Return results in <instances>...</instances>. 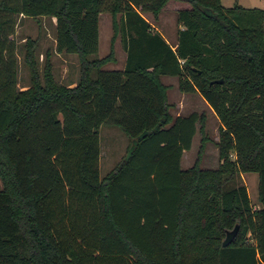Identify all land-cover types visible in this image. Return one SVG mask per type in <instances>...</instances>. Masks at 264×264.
I'll use <instances>...</instances> for the list:
<instances>
[{"label":"trees","instance_id":"1","mask_svg":"<svg viewBox=\"0 0 264 264\" xmlns=\"http://www.w3.org/2000/svg\"><path fill=\"white\" fill-rule=\"evenodd\" d=\"M167 1L0 0V28L11 14L53 17L55 51L78 61L68 86L47 60L40 79L28 50L29 84L19 89L12 47L5 59L0 49V264H264V9L175 0L188 6L174 12L171 48L142 15L155 18ZM100 12L111 35L97 57ZM117 35L123 65L101 68L114 61ZM162 76L217 118L215 168L198 157L180 167L203 114L172 116ZM102 124L128 144L99 178ZM248 171L257 209L234 183Z\"/></svg>","mask_w":264,"mask_h":264},{"label":"rangeland","instance_id":"2","mask_svg":"<svg viewBox=\"0 0 264 264\" xmlns=\"http://www.w3.org/2000/svg\"><path fill=\"white\" fill-rule=\"evenodd\" d=\"M182 2V1H181ZM238 3L245 7H258L264 9V0H220L224 7L231 6L232 3ZM182 4L170 0L162 8L160 14L164 23H167L168 30H173L175 13L172 5ZM187 3H185L186 7ZM149 20V14H144ZM8 15L0 14V18H6ZM13 23L10 26L2 25L0 28V49L2 59H5L7 46L12 47V54L16 70V88L22 89L29 84V68L25 63V56L28 50H31V57L36 66L37 73L41 79L44 61L47 60L53 79L61 84H67L69 81L77 79L78 61L74 53L56 52L54 47V18L50 16H23L10 15ZM4 30L5 32H3ZM8 31L10 33L8 34ZM111 35L110 15L107 12H100L97 24V51L91 56L102 57L109 52V39ZM118 35L113 40V57L120 58L121 48L118 41ZM4 48V50H3ZM101 68L115 69L119 68L117 61L105 63ZM171 76H163L160 80L164 85L169 81L171 88L167 86L166 98L169 106V112L175 116L186 115L192 111L203 114L201 130H195L189 148L182 152L180 158V167L186 168L191 165L195 157H198L200 168L212 169L217 166V152L215 141L217 140L218 120L212 110L201 98L197 92L185 93L181 95L174 86ZM171 107V108H170ZM198 125L196 126V128ZM200 138L202 139L200 141ZM128 138L122 131L111 124H102L98 128V176L103 177L112 170L120 161L126 151ZM200 150L198 151V148ZM235 184H243L247 190L249 201L253 209L258 208L256 199L257 176L253 171L239 173L235 179ZM1 187V182H0Z\"/></svg>","mask_w":264,"mask_h":264},{"label":"crops","instance_id":"3","mask_svg":"<svg viewBox=\"0 0 264 264\" xmlns=\"http://www.w3.org/2000/svg\"><path fill=\"white\" fill-rule=\"evenodd\" d=\"M168 1H170V0H168ZM167 1V2H168ZM167 2L165 3V5L164 6H166V4H167ZM177 2H180V3H182L181 1H177ZM164 6H163V8H164ZM182 6H185V3H182V4H175V5H172V9L174 10V12H175V10L176 9H178V8H181ZM187 6H188V4H187ZM186 6V7H187ZM242 7H245V6H242ZM252 7H255V6H252ZM248 8V7H247ZM256 8H258V7H256ZM173 12V13H174ZM162 13V9L158 12V14L156 15V17L155 18H152L151 16H149L150 18H151V20H149L144 14H149V13H143L142 15L150 22V24H151V26H152V28L154 29V30H156V31H158L160 34H161V36L164 38V40L171 46V48H173V45L175 44V37H176V31H177V29H179V28H181V25L180 24H177L176 22H175V17H174V22L172 23L173 24V30H168V25H167V23H164V21L163 20H166V19H161L160 18V14ZM150 15V14H149ZM53 18V17H52ZM118 41H119V39H118ZM119 44H120V42H119ZM120 50H121V54H120V58H117V57H114V63L117 61V63H118V67L119 68H121L122 67V65H123V62H124V57H125V53H124V50L122 49V47H121V45H120ZM163 77V76H162ZM162 77H160V79L162 78ZM172 77H174L173 78V81L175 82L174 83V86H176V77L175 76H171L170 77V80H172ZM161 81V80H160ZM74 82H75V79L74 80H72V81H69L68 83H67V85L68 86H72L73 84H74ZM172 81H169L168 83H167V85L166 86H168V87H170L171 88V85H170V83H171ZM177 88V87H176ZM181 95H184L185 93H182V92H179ZM166 100H167V98H166ZM167 103H168V101H167ZM169 104V103H168ZM171 108V107H170ZM172 116H173V114H171ZM175 115H179V114H177V113H175Z\"/></svg>","mask_w":264,"mask_h":264},{"label":"water","instance_id":"4","mask_svg":"<svg viewBox=\"0 0 264 264\" xmlns=\"http://www.w3.org/2000/svg\"><path fill=\"white\" fill-rule=\"evenodd\" d=\"M220 81H221L220 78L213 79V80H210L209 83L220 82ZM237 230H238V222L235 221L230 228H227L224 230V235L220 240V245L223 247L229 244L235 237Z\"/></svg>","mask_w":264,"mask_h":264}]
</instances>
